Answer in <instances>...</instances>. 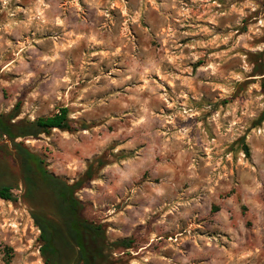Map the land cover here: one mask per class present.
Instances as JSON below:
<instances>
[{"label": "clouds", "instance_id": "1", "mask_svg": "<svg viewBox=\"0 0 264 264\" xmlns=\"http://www.w3.org/2000/svg\"><path fill=\"white\" fill-rule=\"evenodd\" d=\"M262 38L264 0H0V181L27 201L20 159L39 155L132 242L110 264H264V77L240 88ZM24 207L3 205L0 264H41Z\"/></svg>", "mask_w": 264, "mask_h": 264}, {"label": "trees", "instance_id": "2", "mask_svg": "<svg viewBox=\"0 0 264 264\" xmlns=\"http://www.w3.org/2000/svg\"><path fill=\"white\" fill-rule=\"evenodd\" d=\"M59 130H66V127ZM22 157L19 171L25 173L23 181L32 185L27 194V201L32 206L29 214L39 230L40 252L45 264H49L44 258L45 252L55 258L54 264H109L104 252L106 247H114L116 243L130 247L127 239L107 242L103 225L83 215L79 199L72 198L70 190L58 187L59 182L49 183L39 155L22 153ZM30 171L35 175L29 174ZM3 175L4 171L0 169V176ZM0 199H15L3 181H0Z\"/></svg>", "mask_w": 264, "mask_h": 264}, {"label": "rangeland", "instance_id": "3", "mask_svg": "<svg viewBox=\"0 0 264 264\" xmlns=\"http://www.w3.org/2000/svg\"><path fill=\"white\" fill-rule=\"evenodd\" d=\"M185 2L187 3L188 0H185ZM217 3H218V4L221 3V0H217ZM221 10H222V9H221ZM197 23H201L202 25L207 26V27H214V28H215V31H216L217 33H219V32L221 31V27H220V25L213 26V25L210 23V21H208V20L197 21ZM185 30H186V29H185ZM246 30H247L246 27H244V28H241L239 31H240V32H246ZM50 35H51V33H44V36H50ZM36 38L38 39V38H41V37H40L39 34H37ZM9 39H10V42L15 43L14 38L9 37ZM28 39H33V37L31 36V34H28ZM190 39H192V38H191V37H186L184 40L181 41V43H187ZM262 39H264V38H262ZM33 46L36 47V48H38V49L40 48V45H36L35 43L33 44ZM221 47H223V46L221 45ZM9 55H11V54H9ZM28 55H29L28 52H26V51H20V56H21V57H27ZM246 55H247V62H251V63H253V64L255 65V68H254L253 72L249 74L250 77H252V78L249 79V80H247V81H245V82L240 86L241 90H243L244 88H247V87L251 86L252 84H255V83H256L255 77H257V76H259V77H264V53H255V54L248 53V54H246ZM200 63H201V62L198 61V62H197V66H198ZM31 67H32V65L29 64V68H30V69H31ZM193 67H194V70H195V66H193ZM4 75H5V78H12V79H15L16 76H17V74L14 73V72H7V73L4 74ZM41 75H43V73H41ZM258 87H259V91H260V93H261V94H264V78H262V79L260 80ZM255 91H256V89H253V92H255ZM3 95H4L5 99H7V97H8V93H7V91H4ZM17 107H19V98H18V104H17ZM60 131H66V130H60ZM45 134H47V133H45ZM17 186H19V184H18ZM0 202H3V203H0V224H2V223L4 222V219H5V216H4V213H3V205H4V204H8V205H10L13 209H15V208L17 207V204H18V203H21V202H24V203H25L24 212L26 213V218H27V220L30 221V227L26 228L25 231H26V232H36V233H38V235L36 236V240L33 241V244H38V245H39V252H40V245H41V242H40V239H39V230H38L37 227L33 224V221H32V219H31V217H30V214H29V212H30V210H31V208H32L31 204H30L28 201H24V200H23V197H22L21 201H18L17 199H14V200H12V201L0 199ZM42 203L44 204L43 206H45V203H46V202L43 201ZM90 203H91V202L89 201V204H90ZM101 211H110V210L107 209V208H104V209H102ZM117 211H119V207H118V206H117ZM217 211H219V209H218V207H217L216 204H212V205H210V214H211V213H215V212H217ZM83 215H84V212H83ZM84 216H85L87 219H90V220H93V221H95V222L101 223V222L99 221L98 217H96L95 215H91V216H86V215H84ZM195 223L198 224V225H201L200 227L195 228V230H194L195 233L199 234L200 236L204 237L205 239H211L212 237H214V236L216 235L215 232H206V231L204 230V227H205V226L202 224L201 219L196 218V219H195ZM110 226H113L111 220H108V221H104V222H103V227H104V229H105V235H106V233H107L108 227H110ZM142 227H143V225H137V228H142ZM167 238H168V237L165 236V239H167ZM106 240H107L108 243H113L112 241H109L107 235H106ZM118 240H122V239H121V238H117V241H118ZM131 243H132V242L130 241V246H131ZM114 247H115V246H114ZM12 252H13V248H12L10 245L5 246V248H4V253H5V257H6L8 260L11 259V253H12ZM126 254H127L128 256H130V257L132 256V253H131V252L126 253ZM40 256H41V252H40ZM41 264H45V263H44V259H43L42 256H41ZM109 264H110V261H109Z\"/></svg>", "mask_w": 264, "mask_h": 264}]
</instances>
